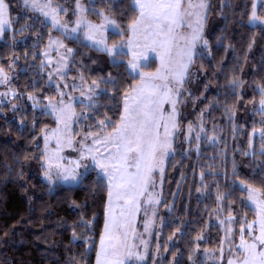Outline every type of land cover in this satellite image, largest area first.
Masks as SVG:
<instances>
[{
	"label": "trees",
	"instance_id": "obj_1",
	"mask_svg": "<svg viewBox=\"0 0 264 264\" xmlns=\"http://www.w3.org/2000/svg\"><path fill=\"white\" fill-rule=\"evenodd\" d=\"M82 1L92 20L102 19L94 8L99 7L117 21L121 33L110 37H130L129 25L138 15L133 0ZM207 2L205 34L182 87L178 131L160 163L159 227L144 264H219L225 217L235 222L236 237L256 218L240 181L264 194L258 87L264 86V26L250 24L253 0ZM16 26L0 42V64L14 69L10 98L0 103V264H95L109 184L95 172L73 185H51L27 169L36 153L44 156L42 133L56 126L55 117L38 104L59 97L44 53L60 33L30 12ZM65 44L73 49L60 59L66 85L81 83L89 96L92 81H98L91 101L96 106L87 110L118 124L122 94L140 82L129 68L131 55L113 57L81 36H65ZM156 66L151 61L146 68ZM109 77L112 82L105 84ZM234 79L242 87L236 88Z\"/></svg>",
	"mask_w": 264,
	"mask_h": 264
},
{
	"label": "snow or ice",
	"instance_id": "obj_2",
	"mask_svg": "<svg viewBox=\"0 0 264 264\" xmlns=\"http://www.w3.org/2000/svg\"><path fill=\"white\" fill-rule=\"evenodd\" d=\"M76 4L77 14L84 13L87 11L81 0H74ZM112 3L113 0H108ZM25 6L32 8L34 11H41L43 16L51 21L53 27L64 29L67 33L66 23H61L59 15L61 11L66 10L52 8L51 0H46L44 4L40 3V0H24ZM133 3L138 9V15L135 20L129 25V28L135 37L137 33H148L151 29V35L154 37L164 36L165 39L159 41V47L163 50L160 53L162 62V68L165 71H157L155 74H146L141 69L144 67L139 60L136 59V53H133V58L128 61L131 72H136L139 79L142 81L141 86L135 87L132 93L125 91L122 95L124 98L123 103V115L120 117L119 123L111 121L110 117L103 120H99L97 123L100 126V131L95 134L89 132L84 136L85 140L91 138L92 147L87 148L80 155V160L73 161L74 167L71 169L65 168L60 161L63 157L59 156L61 150V141L57 139L56 149L48 152L47 147L43 156L44 163V177L50 183L54 182L53 177L57 180L78 182V178L81 174L77 172V168L83 166L85 169L88 165H82V161L85 159L91 160L95 168H98L99 176L107 177L109 189H108V210L109 218L108 222L104 226V236L100 240V252L97 254L96 264H132L134 260H143L145 257L132 250V246L128 244L127 237L128 222H120L112 215L113 197L116 200H123L124 206L129 208V212L133 213L134 209L138 208V203L135 199V190L138 184L146 183L150 178V173L157 163V153L171 149V135L170 130H177L179 125L177 122V96L180 87H183L185 73L187 72L188 66L193 63V50L189 47L185 53L187 59L186 62L180 65V70L173 72L171 68H167L164 61L165 56L171 57V46L175 40V29L182 25L183 18L185 15H191L187 9L198 7L202 10H206L208 5L206 0H199L198 4H193L192 0H133ZM264 7V5H262ZM44 8H52L49 11H43ZM7 4L6 0H0V35L6 31L7 26L10 24V20L6 14ZM103 17L104 23L99 25L87 24V30L83 33L85 39L93 41L95 44L104 45L101 49L107 52L113 57H118L120 53L116 50L121 46L113 45L108 47L106 41L101 38L95 39L96 33H101L107 25H113L119 28L114 19H111L104 13H99ZM83 22L82 17L78 18L75 22L76 26L70 31L77 33ZM259 23L264 25V13L258 14L256 5H252L250 14V23ZM197 23L199 27L194 29L191 37L192 46L195 41L200 39L199 33L202 30V14L197 16ZM191 27V25H189ZM59 43V42H56ZM155 44L156 41H153ZM132 42H128V46H131ZM207 45V41H204ZM64 47V45H60ZM147 47V45H145ZM155 50V49H153ZM73 49L67 48V53H71ZM48 55L47 52L44 53ZM142 55V54H141ZM66 57H61L65 59ZM147 59L146 56L142 57ZM59 71V69H57ZM169 74H172V79L175 81L176 89L174 90L167 83ZM0 75L7 79V75L4 70L0 68ZM154 80L164 81L163 85H156L151 83ZM105 84L111 83L112 78L109 77L104 81ZM232 84L236 87H242L235 79ZM92 86L99 89V82L92 81ZM60 85H57L59 89ZM68 87V85H64ZM260 91L259 108L264 113V86H258ZM89 92H92L93 87H89ZM134 93V95H133ZM107 89L101 91L100 95H106ZM59 95L63 98L64 93L60 92ZM83 95V90H82ZM93 95L87 96V99L92 101ZM30 99L32 97H29ZM155 98V99H154ZM129 100L133 101V104H129ZM169 103L171 105V112L166 118L162 117L160 113V105L163 103ZM60 103L63 104V99ZM155 105V107H153ZM95 107V103L92 105ZM15 107V105H13ZM53 109L56 105H51ZM61 112L67 113L72 112V103L64 104L60 109ZM158 117L166 119L167 123L163 124V136L159 129L161 124L158 123ZM83 119H89L87 116H83ZM92 119H95L93 117ZM95 126V125H93ZM111 129L105 134L106 129ZM191 131V126H189ZM255 134V130H253ZM262 139H264V128L260 129ZM53 136L56 132L52 133ZM49 137L45 136V145ZM199 140V136L196 137ZM214 139V137H213ZM68 146L71 147L72 141H67ZM40 159V157H37ZM135 167L136 172L130 173L128 168ZM55 169V172H53ZM98 176V178H99ZM240 185L248 190L247 199L253 203L257 202V189L252 187L250 184H246L245 181H240ZM222 199V196L217 197ZM260 206L264 208V201L260 202ZM123 216V212L121 213ZM251 228V225H249ZM120 229L123 231V239H121ZM75 236L76 234L73 233ZM198 239L202 237H197ZM258 240L261 245H264V223L261 225V234L259 237L253 238ZM146 247V246H145ZM244 251L247 253L245 259L241 264H264V251L257 252L256 243L246 244L241 238V245ZM257 257L259 258L257 260ZM228 264H235V261L229 260Z\"/></svg>",
	"mask_w": 264,
	"mask_h": 264
},
{
	"label": "rangeland",
	"instance_id": "obj_3",
	"mask_svg": "<svg viewBox=\"0 0 264 264\" xmlns=\"http://www.w3.org/2000/svg\"><path fill=\"white\" fill-rule=\"evenodd\" d=\"M46 0H40L41 4H44ZM82 4L87 9V6L85 3L81 0ZM193 4H198L199 0H192ZM206 3L208 5V2L206 0ZM7 9L6 14L7 18L10 20V24L7 26L6 31L3 33V35H0V42L5 41L9 33H13L15 29L17 28L16 23L18 19L25 14V12H30L33 15H41L43 16L41 11H34L30 7H26L24 0H6ZM253 4L256 5L257 13L262 14L264 13V0H253ZM52 8L57 9H63L66 10V14L64 11L60 12L59 19L61 23H66L67 25V33L64 29L54 27L60 35H56L53 37L52 41L50 42L49 47L47 48V61L49 64V71L51 75V80L53 83L59 87V93L63 92L64 96L61 98L59 97L57 99H49L44 98L46 104H38L39 106L45 107V110L50 112L56 119V126H54L51 129L45 130L42 133V144H43V153H45V148L47 147L48 152L54 151L56 149V141L59 139L61 141V150L59 151V156L63 157V159L60 161V163L68 169H71L74 167L73 161L80 160V155L83 151H85L87 148L92 147V140L91 138L88 140L84 139V136L91 132L95 134L97 131H100V126L98 125L99 119L95 115V110H87L90 108H95L92 106V103L90 100L87 99L86 94L83 92V95L81 93L82 90H85L83 85L81 83L77 84H68V87H64L66 85V82L63 80V71H64V63L60 60L61 57L66 52V44H65V36L76 38V37H84L83 33L87 30L86 26L87 24L91 23L93 25H99L101 23H104L103 17L100 21L92 20L88 15V10L84 13L77 14L76 12V4L74 0H62L55 2L51 0ZM52 8H44L43 11H51ZM96 10H99L100 13H104L102 9L99 7H94ZM208 9L202 10L198 7H193L191 9H187L191 15H185L183 18V23L181 26L177 27L175 29V40L173 41V44L171 46V57L165 56V65L167 68H171L173 72L180 70V65L184 62H186V51L189 47H192L193 54L196 50V45L199 44L203 40V35L205 34V26L208 16ZM202 14V30L199 33L200 39L195 41L194 46H192L191 37L193 35L194 29L199 27L197 23V16ZM106 15V14H105ZM44 17V16H43ZM82 17L83 22L81 24V27L79 28L77 33H72L70 30L76 26L75 22L78 18ZM111 19V16H109ZM45 18V17H44ZM46 19V18H45ZM51 23L50 20L46 19ZM115 20V19H114ZM116 21V20H115ZM116 24L117 21H116ZM251 25L259 26L261 24L257 23H250ZM119 25V24H118ZM191 25V27H189ZM264 26V25H261ZM151 29L148 30V33H137L134 37L132 32L130 37L125 40L118 36H111L110 34H119L121 33L120 28H116L113 25H107L105 29L101 33L95 34V39L99 40L103 38L108 47H112L113 45L121 46L120 48L116 49L118 52H128L131 55V59L133 58V53H136V59L139 60V62L144 65V67L141 69L146 74H155L157 71H165L166 69L162 68V62L160 58V53L163 51L159 47V41L164 40V36L154 37L152 36ZM85 41L92 46H95L99 49H102L104 45H98L95 44L91 40L85 39ZM131 41V46H128V42ZM153 41H156L154 44ZM59 42V43H56ZM64 45V47H61L60 45ZM147 45V47H145ZM155 49V50H153ZM142 54V55H141ZM146 56L147 59H143L142 57ZM151 61H156V69L149 70L146 68L147 65ZM190 65L188 66L187 72L189 70ZM0 68L4 70V73L7 75V79H4L3 75H0V103L2 101H7L11 95L10 90V83L13 81V68L6 69L2 64H0ZM59 69V71H57ZM187 72L185 73V79L187 76ZM137 74L136 72H134ZM138 75V74H137ZM55 78V79H54ZM184 79V80H185ZM151 83L156 85H163L164 81L162 80H154ZM170 87H172L174 90L176 89L175 81L172 79V74H169V79L167 81ZM185 83V81H184ZM183 83V85H184ZM142 81L140 80L139 84L136 86H141ZM94 87V86H93ZM65 88H67V91H65ZM95 88V87H94ZM70 92H77V93H70ZM94 92V91H93ZM132 93V91L130 92ZM134 95V93H133ZM183 95V88L180 87L178 91L177 96V122L179 117V105L181 101V97ZM49 99V100H48ZM61 99H63V104L60 103ZM155 99V98H154ZM89 102L88 105H84V103ZM130 105L133 104L132 100L128 101ZM72 103V112L63 113L60 111V109L63 107L64 104ZM51 105H56V108L53 109ZM78 105V106H76ZM155 107V105H153ZM171 112V105L167 102L160 105V113L162 117L166 118L168 114ZM124 114V113H123ZM83 116L89 117V119H83ZM95 117V119H92ZM109 117V116H108ZM111 119V118H110ZM113 122L114 120L111 119ZM158 123L161 124V128L159 129L161 136H163V124L167 123L166 119H162L158 117ZM264 123V120H263ZM95 125V126H93ZM111 129H106L104 131L105 134L107 131H110ZM171 135L169 139L171 140V148L173 145V138L175 137V133L177 130H170ZM56 132V135L53 136L52 133ZM45 136L49 137L47 141V146L45 145ZM71 139L72 145L71 147L68 146L67 141ZM168 150L161 151L157 153V163L156 166L153 168L152 172L150 173V178L147 180L146 183L138 184L137 189L135 190V199L138 203V208L133 210V213L129 212V208L124 206L123 200H116L115 196L113 197V205H112V215L120 222H128V232L129 235L127 237L128 244L132 246V250L139 253L140 255L144 256L145 258L141 260H134L132 263L134 264H144L149 251L152 249L153 245V236L156 234V229H158V216H157V210L160 205V196H161V185L159 186V174L161 173L162 167H160V163L163 162L168 154ZM170 152V151H169ZM37 157H40V159H37ZM44 163L43 156H41L40 152L36 153L33 160H31L28 165L27 169L30 175H34L36 179L44 180L47 183L54 185L59 183H64L68 185H73L78 183L82 178H84L86 175L91 173H97L99 175V169L95 168L91 160L85 159L82 161V165H88V168L85 169L83 166L77 168V172L81 174L78 178V182H70V181H62L57 180L55 177H53L54 182H49L44 177V168L42 167V164ZM128 171L130 173H135L136 169L135 167L130 166L128 168ZM53 172H55V169H53ZM105 179V181L108 183L107 177L101 176ZM247 184V183H246ZM243 190H245L248 193V190L246 188L241 187ZM264 201V194L260 190H257V202L253 203L250 201L251 206L255 209L256 218L253 222L248 224L244 229H241L239 233V237H236V227L235 222L230 217H225L224 219V241H223V248H222V258L221 262L219 264H228L229 260L235 261V264H241V262L245 259L247 256V253L244 251L241 245V238L246 242V244H252L256 243L257 248L256 251H264V245H261L258 240H254L253 238L259 237L261 234V225L264 223V208L260 206V202ZM123 212V216L121 213ZM109 218V210H108V201L106 205V223L108 222ZM249 225H251V228H249ZM123 231L124 229H120L121 232V239H123ZM104 236V233H103ZM102 236V237H103ZM146 246V247H145ZM100 252V243H99V249L98 253ZM97 253V254H98ZM259 258L257 257V260ZM97 261V256L95 259V264Z\"/></svg>",
	"mask_w": 264,
	"mask_h": 264
}]
</instances>
